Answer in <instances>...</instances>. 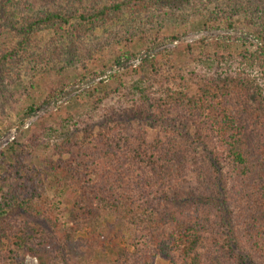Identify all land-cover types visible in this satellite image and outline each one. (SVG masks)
I'll use <instances>...</instances> for the list:
<instances>
[{"label": "trees", "instance_id": "1", "mask_svg": "<svg viewBox=\"0 0 264 264\" xmlns=\"http://www.w3.org/2000/svg\"><path fill=\"white\" fill-rule=\"evenodd\" d=\"M5 92L0 264H264V0H0Z\"/></svg>", "mask_w": 264, "mask_h": 264}, {"label": "rangeland", "instance_id": "2", "mask_svg": "<svg viewBox=\"0 0 264 264\" xmlns=\"http://www.w3.org/2000/svg\"><path fill=\"white\" fill-rule=\"evenodd\" d=\"M35 1V0H34ZM173 20L169 21V24H173ZM173 30H170V32H172ZM181 32H183L182 34V39H180V41H176L172 46H178L179 45H184L186 43H191V42H198L201 41L200 39L202 37H208L210 39H216L218 37H220L221 35H235L238 37H245V39H249L250 41H254L253 38L249 35L246 34H242V33H235L232 31H228V30H224V29H215V30H202L199 28L194 27V25L188 26V29H182ZM238 41V40H237ZM239 43H241V41H238ZM200 44V43H199ZM237 47H239L241 49V46L238 45ZM209 53H212L213 51H215V48L213 45L209 46ZM219 51V50H218ZM138 58H136V60L133 61L134 65L138 64ZM135 67V66H133ZM199 70H203L204 68L202 66L197 67ZM185 75V79L188 80L189 82L192 83V72H191V68H188L187 70H185L184 72ZM67 75L69 76V79L71 81H74V73L73 72H69L67 73ZM136 76V75H135ZM195 78V77H194ZM193 78V79H194ZM99 80V78H98ZM112 82V81H110ZM76 84V89L77 90H73L71 92L70 95H68L67 97H62L60 100H58L59 102H57L56 104H53L50 108V111H55L57 113V108L58 106L60 107L61 111L60 113L56 116V122L58 120V118L60 117V115L64 114L66 111V106L68 104V100L69 98H74L76 104L75 105H70L69 106V110L71 111H76L77 113H81L82 111H86L89 109L90 104H88V102L85 101V96H84V90H86L87 88H89V84ZM190 94H194L196 89L195 86L193 84H190V87L188 89ZM4 96H0V150L3 149V147H5L9 142H11L17 135L19 134H24L23 136H26L30 130V126L35 124L38 120L40 119H45L47 120V123H53V121H51L49 119V116L46 115L44 110H39L34 116H32L31 118H28L24 121L21 122V116L19 115L20 111H21V105L23 104L22 101L24 99V97H19L18 95H16L15 97L10 98L11 96L5 92V94H2ZM114 100L112 99H107L106 100V105H108L109 103L113 102ZM90 112L92 113V115H94L95 117H97L100 113V111H96L94 112L93 110H90ZM45 115V116H44ZM51 153L49 152V150L44 151L43 148L39 149V151L37 152L38 156H48ZM24 264H40L39 259L35 256H32L30 254H27L24 256ZM156 264H174L172 261L168 260V259H164L162 257H157L156 258Z\"/></svg>", "mask_w": 264, "mask_h": 264}]
</instances>
